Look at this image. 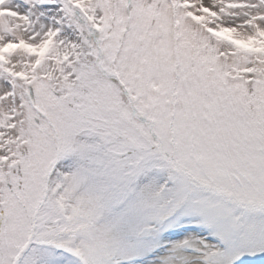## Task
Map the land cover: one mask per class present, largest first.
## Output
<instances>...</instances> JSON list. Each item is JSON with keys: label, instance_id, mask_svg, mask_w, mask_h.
I'll list each match as a JSON object with an SVG mask.
<instances>
[{"label": "snow or ice", "instance_id": "1", "mask_svg": "<svg viewBox=\"0 0 264 264\" xmlns=\"http://www.w3.org/2000/svg\"><path fill=\"white\" fill-rule=\"evenodd\" d=\"M0 264H264V0H0Z\"/></svg>", "mask_w": 264, "mask_h": 264}]
</instances>
